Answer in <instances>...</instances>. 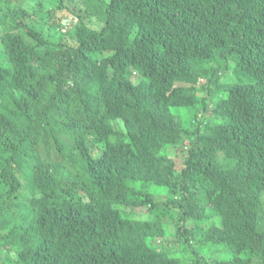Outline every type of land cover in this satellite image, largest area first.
I'll return each mask as SVG.
<instances>
[{"label":"trees","instance_id":"1","mask_svg":"<svg viewBox=\"0 0 264 264\" xmlns=\"http://www.w3.org/2000/svg\"><path fill=\"white\" fill-rule=\"evenodd\" d=\"M44 1L7 0L0 13V204L6 214L15 199L28 205L17 240L0 247L16 264H184L152 245L178 209L174 237L191 264H208L210 245L233 253L213 264H264V0H55L47 10ZM66 4L88 13L85 25L98 15L90 32L77 26L83 40L57 17ZM220 54L252 81L221 84L204 66ZM221 88L206 127L199 108ZM173 108L196 112L189 128ZM187 137L235 154L234 177L192 153L165 177L160 154ZM252 182L261 189H232ZM227 190L234 208L207 210V195ZM136 208L152 217L124 214ZM214 215L219 225L201 228Z\"/></svg>","mask_w":264,"mask_h":264},{"label":"rangeland","instance_id":"2","mask_svg":"<svg viewBox=\"0 0 264 264\" xmlns=\"http://www.w3.org/2000/svg\"><path fill=\"white\" fill-rule=\"evenodd\" d=\"M105 2H108L109 0H104ZM13 4H16V2H13ZM44 4L46 5V9H49L51 7L57 6V1L55 0H45ZM29 5L28 2L24 4V8H27ZM66 8L63 10L57 12V17L63 21L67 27H70L74 22H76L75 31L80 36V30L77 28L79 25L82 29V31H88L92 29V26L94 23L98 20V15L95 18L92 16V23H89L87 25L84 24V17L88 15L83 9L81 10H73L75 5H68L66 4ZM8 9L7 0H0V13L4 12ZM84 39V36L81 35V40ZM80 40V41H81ZM91 44L85 45L86 51L88 54L91 53L92 48H89L88 46ZM108 54H104L99 57V60L97 62V65L101 64L102 59H106ZM6 59L2 54V51L0 50V64H5ZM206 68H218L220 70L219 74V81L224 86H231V85H246L249 84L252 81V78L243 74L242 72L237 71V61L235 56L231 54H225V56L219 55V57L212 61V62H206L204 64ZM137 78V76H136ZM135 78V80H136ZM208 80L201 81L202 88L204 86H207ZM174 86H188L186 82H179L175 81ZM222 92V88L219 90V92L214 91L209 103H204L205 105L199 110L201 111V115L199 119L204 123L206 127H210L209 117L213 115L212 111L216 109L217 107V100H218V94ZM173 114L176 117H181L185 121V128H189L193 122V115L196 112H189L185 110L184 108H173L172 109ZM115 126L119 129L125 130L124 122L123 121H117L115 123ZM179 141L182 140V137H177ZM178 150L176 151H170V152H163L160 154V159L164 161V170H165V177H171L175 171H180L182 168H184L185 165V157L187 154L192 153L193 157L197 159L204 167H210L212 171L217 173L221 178L224 180H231L235 174H233L238 169V159L235 154H230L227 152V150L222 151L221 149H216L212 151L211 154L208 153L207 147L204 144H198V142L194 141L192 137H187L183 139V142L181 145H179ZM129 150L125 151V154L128 156ZM20 176L23 177L24 174L21 172ZM263 182V181H262ZM232 189L237 190H258L261 189V186L258 183L252 182V183H246L245 185H236L232 186ZM3 190V183L0 182V192ZM155 188L153 187V191ZM167 188L162 187L158 191V199L160 201L166 200V193ZM207 198L209 199L210 203L207 206V210L211 209H233L234 208V201L231 196L230 191H223L220 193H217L214 198L207 195ZM14 202L16 204H14ZM12 204V210H10V213H5L4 208H9L7 204H4L3 206L0 204V240L3 237H6V239L9 242V246H12L10 244H13L15 240H17L16 237V228L18 225V215L22 213L24 210L28 209V205L25 203H21L19 201H14ZM205 204V203H204ZM178 209H172L170 210L164 219V226H165V236L164 238L156 239L153 242V247L160 250L161 248H165L167 251H172L175 249L177 251L176 257L183 261L184 264H191L193 255H192V249L189 247H183L180 244V241L177 237H174L175 234V221H176V213ZM126 216H129L131 218H137V219H149L152 217V213L147 208H136L131 213L124 212ZM9 219V220H8ZM194 222V221H193ZM196 223V222H194ZM220 220L219 217L214 215L210 217L209 219H205L204 221L199 222L198 224H201V228L206 229L210 226L219 225ZM260 228V227H259ZM263 230L262 228H260ZM10 236H14V238H10ZM51 246V245H49ZM201 246L198 244L197 248H200ZM146 249H152L150 247L144 248ZM5 248L0 247V264H16V256L15 253L5 251ZM210 250L212 255H208L204 251V255L206 256L208 260V264H213V261L215 260H228L233 256L232 251H230L225 245L219 246L218 250L215 251L213 247L210 245ZM52 254L50 253L48 258ZM146 264V263H145Z\"/></svg>","mask_w":264,"mask_h":264}]
</instances>
